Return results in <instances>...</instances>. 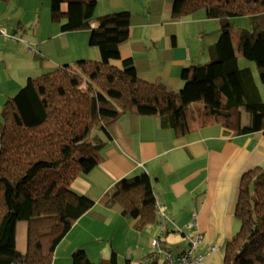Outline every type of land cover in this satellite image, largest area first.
I'll return each mask as SVG.
<instances>
[{"label":"trees","instance_id":"obj_1","mask_svg":"<svg viewBox=\"0 0 264 264\" xmlns=\"http://www.w3.org/2000/svg\"><path fill=\"white\" fill-rule=\"evenodd\" d=\"M96 3L51 0L50 17L61 23L62 32L88 29L96 21L89 44L98 49L99 60H79L28 78L0 114V264H52L55 247L95 204L70 188L100 162L104 146L93 140L94 134L109 136L125 113L160 117L163 127L185 136L190 105L203 106V124L225 127L241 108L249 123L239 134L261 132L264 137V102L252 72L238 65L239 51L264 85V0H174V18L203 10L220 25L211 61L183 70L178 94L138 78L131 60H122L118 50L128 39L130 15L94 20ZM238 18H250L252 26L240 30L237 49L230 21ZM112 62H120L121 68ZM100 203L119 205L123 215L138 220L139 230L157 218L146 173L120 180ZM234 216L240 226L225 244L222 264H264V168L242 175ZM20 222L27 224L25 254L15 248ZM157 258L149 255L146 264H159ZM71 263L118 264L114 252L108 260L92 262L82 248L71 254Z\"/></svg>","mask_w":264,"mask_h":264},{"label":"crops","instance_id":"obj_2","mask_svg":"<svg viewBox=\"0 0 264 264\" xmlns=\"http://www.w3.org/2000/svg\"><path fill=\"white\" fill-rule=\"evenodd\" d=\"M152 1L154 5L148 0L144 8L133 11L131 7H139L142 0H97L94 16L98 19L109 14L128 13L129 36L118 48L121 59L131 60L140 80L163 85L178 94L183 86V70L211 61L210 52L217 41L220 25L218 20L208 19L203 10L176 19L172 16L174 0ZM9 6L10 0H0V29L5 35L11 32V37L17 38L18 33L21 36L16 40L0 34V114L6 101L15 96L28 78L39 77L64 65H74L79 60H99L98 49L89 44L90 30L96 28V21L88 29L73 32H62L61 23L52 21L51 17L45 27L38 22L30 26L26 23V27L17 17L11 20ZM65 11L64 5L62 13ZM233 20H240L236 22L242 29L252 26L250 18ZM235 47L238 49V41ZM240 58L238 55V65ZM112 64L121 68L120 62ZM245 68L252 72L249 65ZM257 87L261 96L258 84ZM186 115L189 131L185 136H177L172 129L163 127L160 117L129 113L123 114L110 127L109 136L94 134L93 140L104 146L99 153L100 162L91 172L75 178L70 188L95 204L74 222L55 247L52 264H72L70 256L79 248L85 250L92 262L99 256L106 259L112 252L119 259L120 254L112 241L120 242L118 235L121 233L115 229L111 237L106 235L113 240L102 243L97 227L122 226L126 231V235H121L126 237L121 241L123 245H128L129 236L142 229L137 227V219L122 214L119 205L106 207L100 200L120 180L141 173H146L150 179L156 211L160 208L182 232H191V237L200 233L203 240L198 252L205 254L216 248L211 256L220 250L223 257L225 244L240 226L234 212L242 175L264 168V137L261 132L239 134L249 123L248 113L241 108L233 113L226 127L220 123L203 124L204 110L199 103L190 105ZM193 223L195 229H188ZM169 232L165 230L166 241L173 239L171 234H176L169 235ZM183 237L182 251L176 254L165 241L160 243L171 256H178L188 246V237ZM26 238L27 224L20 222L15 235V248L20 254L26 252ZM149 255L156 256L154 251L147 254L143 264L147 263L145 259ZM161 258L165 264L163 254L158 256V263Z\"/></svg>","mask_w":264,"mask_h":264},{"label":"rangeland","instance_id":"obj_3","mask_svg":"<svg viewBox=\"0 0 264 264\" xmlns=\"http://www.w3.org/2000/svg\"><path fill=\"white\" fill-rule=\"evenodd\" d=\"M142 1L143 3H139V7H135V6L131 7L132 10L135 11L136 9H141L142 7L144 8L148 4V0H142ZM154 4L155 2L151 0V5H154ZM49 5H50V0H10L9 13H10V16L13 17L11 20H14L15 17H17L16 19L20 20V22H22L23 25L26 27H27L26 23H28V25L30 26L33 22H38L41 24V26L45 27V22L50 20ZM95 17L96 16H94V18ZM236 21H240V20L231 21V37H232L234 46H237V41L239 40V37H240L239 35L240 30L243 28L242 25ZM13 24H16V21H14ZM245 26H246L245 28H247V24ZM10 35H11V32H10ZM10 35L6 34L4 35V37L8 39L18 40L17 38L21 36V34L19 33L16 35L18 36L17 38L11 37ZM23 35L24 34H22V36ZM21 40H24V39H21ZM238 55H241L239 51H238ZM207 63H209V60H206L205 62L201 63V65L207 64ZM239 63H240L239 64L240 68H245V66L247 65L250 66L253 74L256 77V82L260 88L261 97L264 102V85L260 84L258 81L256 68L254 67V65L248 63L242 58H240ZM191 118H194V116H192ZM156 214H157V211H156ZM169 220L167 219V221L162 222L158 218H156L154 223H148L144 225L141 231L139 232L135 231L132 234V236H129V241H127L129 243L128 245L127 244L123 245L121 242V241L126 240V237L121 236V235H126L125 234L126 231L122 226L117 227L112 224L109 227V229H107L106 225H104V226H101V228L97 227L96 231L100 230L99 236L101 238L100 240H103L102 243H108L109 241L111 242L113 240L111 238L108 239L107 236L111 237L115 229H118V232L121 233V235H118V239L121 240L120 242L112 241V243L116 246V249L118 250L120 254L119 259L117 258L118 264H143L142 263L143 259L147 256V254L152 253L154 251L153 246H152V241L154 240H157L159 242L165 241L167 247L171 248L174 251L173 253L176 254L178 250L182 251V249L180 248L182 247L181 239L182 238L185 239V237L183 236L192 238L191 232L189 231L182 232L180 228L176 227L173 221L171 220L169 221ZM166 229L171 231L169 232V235L172 232H174V234L176 233L175 235L173 234L170 235L171 238H173L172 240L171 239H168L167 241L165 240L166 238L165 230ZM107 230H108V233H107ZM190 231L193 232V230H190ZM175 239H177V241H175ZM177 247L178 249H176ZM176 257L177 256H174L173 258H176ZM103 258H101L100 256L96 257L95 262H99L102 260H108L109 256L106 257V259H103ZM222 260H223V257H222L221 251L218 250L212 256L210 255V257H207L204 264H222ZM161 261H162V258L159 260V264H162Z\"/></svg>","mask_w":264,"mask_h":264},{"label":"built area","instance_id":"obj_4","mask_svg":"<svg viewBox=\"0 0 264 264\" xmlns=\"http://www.w3.org/2000/svg\"><path fill=\"white\" fill-rule=\"evenodd\" d=\"M0 34H3V30L0 29ZM157 217L160 221L165 222L167 218L163 214L160 208H157ZM188 229H195V224L187 227ZM203 237L200 233L196 232L192 238H188V246L185 251L179 254L176 258H173L165 249H162V245L159 241H152V246L154 249L155 255L159 256L161 254L165 257V264H204L205 259L210 256L216 248H211L205 254L198 252L199 247L201 246ZM159 242V243H158ZM158 243V244H157Z\"/></svg>","mask_w":264,"mask_h":264}]
</instances>
